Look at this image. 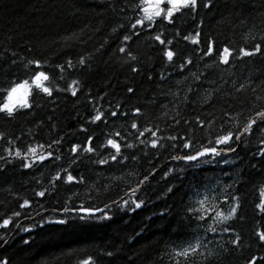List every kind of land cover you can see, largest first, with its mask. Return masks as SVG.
<instances>
[{"label":"trees","instance_id":"obj_1","mask_svg":"<svg viewBox=\"0 0 264 264\" xmlns=\"http://www.w3.org/2000/svg\"><path fill=\"white\" fill-rule=\"evenodd\" d=\"M144 6L140 0H0V89L31 84L35 69L25 64L38 59L54 92L48 97L32 85V108L14 119L0 114V225L10 221L0 227V264H245L249 257L264 264L255 237L264 231V213L256 207L264 188V129L233 138L235 153L227 157L193 164L173 158L205 147L229 151L215 144L217 135L241 134L248 118L264 109V54L232 58L229 65L204 55L212 41L217 52L264 45V0H213L210 10L175 14L173 24L138 26L127 45L133 61L118 49ZM196 32L200 43L192 44ZM157 34L172 44L159 45ZM165 47L178 53L175 63L164 57ZM4 96L0 91V104ZM98 113L102 119L93 123ZM89 139L91 154L83 151ZM108 139L120 145L119 154ZM49 152V159L37 160ZM233 196L239 197L237 216L216 223L215 212L227 215ZM100 208L97 216L76 212ZM236 234L240 249L232 244ZM197 240L196 252L176 255Z\"/></svg>","mask_w":264,"mask_h":264},{"label":"snow or ice","instance_id":"obj_2","mask_svg":"<svg viewBox=\"0 0 264 264\" xmlns=\"http://www.w3.org/2000/svg\"><path fill=\"white\" fill-rule=\"evenodd\" d=\"M141 5H145L144 7L140 8V10L144 13L143 17L140 19H137L135 23L131 25V28L133 30L132 34H126L123 37L122 44L124 46H121L118 50L120 53L125 54L126 56L130 57L131 60L135 61L137 60V56L133 54L129 48L127 47L128 42L132 40V35H139V32L136 31L138 26L140 28L147 27L148 25L156 24V23H163L167 22L168 24H173L175 21V14L182 13V10H187L189 13H198L200 8L203 7L204 9H211L213 7V0H204V2L201 4V0H140ZM137 7H140L139 5ZM148 22L147 24L145 22ZM179 35V33H177ZM201 32H196L195 37L191 40L192 44H199L200 40L198 39L199 36H201ZM155 41L159 43L161 46L171 45V40H166L162 38V34H157L153 37ZM183 39L188 40V36H184ZM163 55L166 57L167 61L170 63H175L174 57L178 55V53L175 52L172 48H163ZM257 54H264V45L257 43L254 45V48L252 50H248L246 48H240L238 51L234 53L232 49L225 46L222 50V52H217L215 47V41H212L208 43L204 55L208 57H212L213 55H219V62L224 65H229L232 58H238L243 59L245 57H252ZM17 62L16 60L12 61V64L15 65ZM86 61L81 58L79 60L80 65H84ZM188 64H191L192 61H187ZM67 64L69 66L72 65V61H67ZM63 67L62 65L60 66ZM25 68H34L33 76L31 77V84L29 83V80H23L22 82L16 81L13 82L7 89H0V91H3L5 93L4 96V102L0 104V114L6 116L8 119H14L17 115V113L21 110H27L32 108V104L29 101V96L31 95L32 91V85L35 86V88L40 89L44 94H46L48 97H52L54 92L53 89L45 86V81H48L50 79V74L46 73L45 71H42L40 69L43 68V64L38 59L28 60L25 64ZM132 72H138L139 69L135 66L131 67ZM76 83V82H74ZM244 85H241V89H243ZM65 91H68V89H65ZM129 93H132L134 90L129 87L127 89ZM255 91V89H253ZM71 95L77 96V89L72 88L71 89ZM141 113L140 108H136L133 112L134 116H138ZM113 117L117 116L118 113L116 111H113L111 113ZM102 119L101 114H97L93 117L92 122L95 123L97 121H100ZM254 126H259L262 129H264V109L256 111L255 117H249L246 124L243 127V133L242 134H236L231 130H227L221 134H218L215 140L216 145H227L229 146V151H235V149L231 148L230 142L235 138L236 141H241L243 138V134H251L253 132ZM131 127L133 129H137L138 125L137 123L133 122ZM203 127V125H201ZM82 131L84 129H81ZM146 131H151L150 129H146ZM119 135V133H117ZM140 135L143 136L144 132H140ZM152 135L155 136L156 133L152 132ZM0 139H3V135L0 134ZM172 139H175L173 137ZM264 142V140H262ZM11 143V141H9ZM53 143L59 144L60 140H54ZM89 146L87 148H84L83 151L86 153H93L95 151V147L92 144L91 139L88 141ZM211 143V142H210ZM107 144L110 145L112 148L116 150V153L119 154L120 152V145L116 143L112 139H108ZM151 146L153 148L157 147V141L153 140L151 142ZM184 148L188 149L192 146V142L188 141L184 143ZM43 147V145H41ZM51 147V145H49ZM130 147V145H129ZM29 151L36 156V149L32 148L29 149ZM71 152L75 156L78 153V146L73 145L71 148ZM262 154H264V151H262ZM16 155L19 156V151L16 152ZM209 155H220V152L216 147H205L203 150H198L195 152V154H185L183 156L179 157H173L174 159H182L187 162H193L198 161L199 158L209 156ZM52 156V153L49 152L47 156L45 155H38L37 160L39 162H44L45 160L49 159ZM0 159H4V157H0ZM112 161H117V156L112 155L111 156ZM119 162V161H117ZM35 163V161H34ZM100 164H107L108 160L101 159L98 161ZM24 168H30L32 167L31 164H24ZM57 180L62 179L60 176L56 177ZM74 179L72 175H68L67 180L71 182ZM148 177L145 176L144 180H147ZM143 183V181H141ZM136 190L133 189V192ZM38 196L43 197L45 195L44 192H38ZM261 202L256 205V207L260 210L261 213H264V188L261 189ZM235 203L230 208V211L227 215H224L222 212L216 211L215 217L216 223H226L229 220H232L234 217L237 216L238 209L240 208L239 204V197L233 196L231 198ZM127 203V202H125ZM135 203L136 208L141 207L140 203ZM28 201L25 200L24 203L21 205V207H27ZM87 211V210H86ZM19 213H17L18 215ZM91 214V213H89ZM107 218V217H106ZM200 220H206L207 218L203 215L199 217ZM10 223L9 220H4L3 225H0V227H7ZM57 223L63 224L65 221L60 220L57 221ZM224 231H229V228H224ZM208 231L216 232L217 229L215 227L209 226ZM256 242L259 243L261 247H264V231H258L255 233ZM201 242L197 240L195 245L189 244L188 248L183 249L180 252H177V256H184L187 257L189 255V252H196L197 249L200 247ZM232 244L235 249H240L242 247V236L240 234H236L232 240ZM111 255V253H109ZM4 264H7V262H4ZM82 264H89V261H83ZM245 264H258L257 260L253 257H249Z\"/></svg>","mask_w":264,"mask_h":264},{"label":"water","instance_id":"obj_3","mask_svg":"<svg viewBox=\"0 0 264 264\" xmlns=\"http://www.w3.org/2000/svg\"><path fill=\"white\" fill-rule=\"evenodd\" d=\"M88 213H91V214H97L98 212H97V211H96V212H92V211H91V212H88Z\"/></svg>","mask_w":264,"mask_h":264},{"label":"bare ground","instance_id":"obj_4","mask_svg":"<svg viewBox=\"0 0 264 264\" xmlns=\"http://www.w3.org/2000/svg\"><path fill=\"white\" fill-rule=\"evenodd\" d=\"M100 209H101V208H100ZM78 210H79V209H78ZM73 212H74V211H73ZM73 212H72V213H73Z\"/></svg>","mask_w":264,"mask_h":264}]
</instances>
